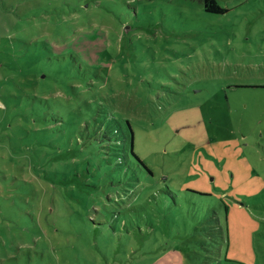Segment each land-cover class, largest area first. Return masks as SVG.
I'll list each match as a JSON object with an SVG mask.
<instances>
[{"label": "rangeland", "instance_id": "obj_1", "mask_svg": "<svg viewBox=\"0 0 264 264\" xmlns=\"http://www.w3.org/2000/svg\"><path fill=\"white\" fill-rule=\"evenodd\" d=\"M218 2L224 13L206 11L203 0H0V264L193 261L190 248L167 252L182 247L174 237L182 235L180 213H170L162 235L136 233V219L143 226L147 215L134 211L127 224L113 218L128 200L117 188L112 198L94 195L88 215L95 224L66 216L63 184L48 192L44 169L56 168L49 156L84 147L81 130L94 111L139 126L135 150L155 173L145 186L161 190L167 181L176 193L189 185L214 191L230 207L226 216L214 202L225 227L228 217L232 256L264 264V0ZM84 34L102 38L85 42ZM74 43L89 62L98 56L92 46L104 47L101 66L87 65ZM64 62H76L78 76L69 79ZM22 94L45 99L49 111L62 103L74 113L73 125L51 138L36 133L44 127ZM65 134L73 138L67 145L59 139ZM30 181L44 188L34 191ZM17 198L54 212L38 215V226L20 224L9 213L19 210L11 205ZM14 254L22 258L12 260Z\"/></svg>", "mask_w": 264, "mask_h": 264}, {"label": "trees", "instance_id": "obj_2", "mask_svg": "<svg viewBox=\"0 0 264 264\" xmlns=\"http://www.w3.org/2000/svg\"><path fill=\"white\" fill-rule=\"evenodd\" d=\"M203 3L205 10L208 12L224 13L226 11L218 0H203ZM101 38V34L97 36L95 34H84L83 41L88 42ZM75 43L71 48L75 49L82 56L87 65L95 66V68L101 66L99 53L104 51V47L98 49L97 46L93 45L92 48L97 49L98 56L94 62L90 59L89 62L81 50L75 47ZM105 49H107L106 46ZM57 51H62V49H58ZM75 63L72 67L65 66V62L62 63L61 70L66 72V76L71 74V77H68L69 79H72V76L74 78L78 76V71L76 72L75 70ZM95 74H98L97 70H95ZM39 77H41V74ZM18 99H23L27 105L32 104V110H34L32 113H38L35 117L40 119L44 128L43 131H37L36 133H41L51 138L56 132L66 130L65 126L73 125L72 121L71 124L69 120L73 118L74 113L67 112L64 109L66 107L62 103L59 108L54 106L49 111L47 108L51 104L47 105L48 102L46 103L45 99H34L27 94L18 96ZM99 114L100 118L97 117L95 111L94 113L92 112L88 119L91 121V125L86 122L81 130L82 135L86 136L84 147L68 149L72 151L69 157L64 155L68 150L55 152L53 156H49L51 159L47 164L56 165V168L54 170L44 169L42 179H46L52 185V189L48 190V192L56 189L57 184H63L65 188V192H62L64 198L63 204L67 207L69 205L71 208L70 214L66 216H74L75 220L84 222H86V219H89L92 224H95V219H90L88 215L92 201L95 199L94 195L98 194L108 199L111 197L109 191L117 188L122 191V196L127 197L128 200L126 201L128 202L122 201L110 212L113 218L120 220L123 224H127L130 216L137 217L134 211H139V213L144 211L145 215H147L142 224L143 226L139 224L138 219L134 220L136 223L134 231L136 233L151 231L162 235V230H165L168 225L166 221L170 213L174 212L182 215V223H179L177 226L182 235L174 232V237H181V241L177 240L176 243H179L182 247H177L176 245L170 247L167 252H170L172 256L174 253L178 255L175 250L182 251L185 248H190L191 252H185L193 259L191 264H227L228 262L249 264L241 261L239 258L233 257L230 252L232 244L230 241L229 224L227 222L228 217H226L225 227L222 224L221 211L218 210V207L214 206V202L223 205L226 212L225 215L227 216L230 207L225 200L220 198L219 195H215L214 191H202L192 185L186 188L181 186L180 193H176L167 184V181L166 187L161 190L145 186V184L151 182L150 176L155 173L135 150L136 129L139 126L128 117H115V112L104 111ZM30 115L28 114L25 117ZM101 126L103 127V132ZM100 134L104 136L102 139L96 137ZM67 136L66 134L60 136L59 139L62 141V144L67 145L73 140V138ZM35 138H37V135H35ZM105 144L108 145V149L104 152L101 149L105 147ZM50 146L56 148L54 144H50ZM101 154L106 155L102 156ZM77 157H81L80 160H76ZM69 158L71 159L70 162L68 161ZM12 177H15L14 174ZM23 183L25 184L24 180ZM28 184V188H32L34 191H41L44 188L35 181H30ZM137 185L142 186L139 191L135 190ZM148 188L151 189L147 190ZM18 198L21 201H26L23 196L19 195ZM18 198L11 205H16L19 210L10 211L9 213L15 214L16 218L19 217L20 224L24 222L27 224L31 220H36L37 224L38 215L40 216L41 213L42 215L50 213L52 215L54 212V208L52 212L51 207L42 209L41 205H35L30 201L28 204H30L31 208L25 207ZM145 205H147V208L143 207ZM53 225L54 223L51 225V232L55 233ZM119 240L123 241V238L120 237ZM42 241H45L44 238ZM111 243L112 240L109 239L107 244L111 245ZM225 243L227 244L226 250L223 246ZM42 246V248H45L44 244ZM28 249L30 248L22 247V250L27 251ZM201 257L206 258L208 261L204 263L200 260ZM11 258L12 260L16 258L18 261L22 257L14 254ZM8 264H12V262ZM154 264H182V261L181 257L176 259L166 256L164 262L159 261V258H157Z\"/></svg>", "mask_w": 264, "mask_h": 264}]
</instances>
